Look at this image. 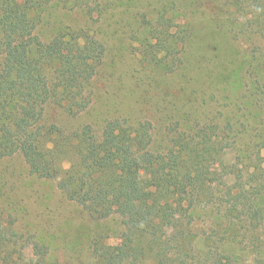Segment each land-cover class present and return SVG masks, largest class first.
<instances>
[{
	"label": "trees",
	"instance_id": "obj_1",
	"mask_svg": "<svg viewBox=\"0 0 264 264\" xmlns=\"http://www.w3.org/2000/svg\"><path fill=\"white\" fill-rule=\"evenodd\" d=\"M48 2L0 0V159L22 158L32 176L56 180L95 220H119L116 244L102 236L92 243L100 264H148L150 256L153 264H209L212 247L202 255L192 247L200 212L208 215L202 235L215 247L221 228L264 233V139L232 161L241 138L231 123L174 128L163 151L149 121H97L90 86L106 47L86 30L43 42L36 30ZM146 23L145 53L168 50L159 26ZM43 249L33 241L25 264H41Z\"/></svg>",
	"mask_w": 264,
	"mask_h": 264
},
{
	"label": "rangeland",
	"instance_id": "obj_2",
	"mask_svg": "<svg viewBox=\"0 0 264 264\" xmlns=\"http://www.w3.org/2000/svg\"><path fill=\"white\" fill-rule=\"evenodd\" d=\"M94 6L49 0L36 30L43 42L62 31L86 30L105 45L90 86L93 118L149 121L163 151L174 128L231 123L241 141L229 160L258 149L264 139V0H98ZM147 21L159 26L161 47L168 50L145 53ZM207 216L200 212L192 227L197 255L212 247L209 264H264V233L221 228L215 247L202 235ZM219 219L213 220L225 222ZM118 232L117 218L95 220L66 199L56 180L32 176L22 158L0 159V264L27 263L33 241L46 253L41 264H100L94 239L113 245Z\"/></svg>",
	"mask_w": 264,
	"mask_h": 264
}]
</instances>
